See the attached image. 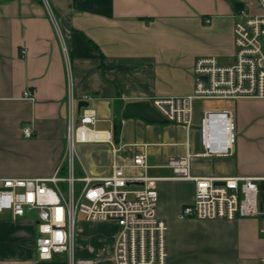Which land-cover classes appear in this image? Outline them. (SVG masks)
I'll return each mask as SVG.
<instances>
[{
  "label": "crops",
  "instance_id": "0c3cea01",
  "mask_svg": "<svg viewBox=\"0 0 264 264\" xmlns=\"http://www.w3.org/2000/svg\"><path fill=\"white\" fill-rule=\"evenodd\" d=\"M237 2L0 0V186L8 177L53 175L65 157L71 97L79 122L81 98L92 94L95 126L112 131L114 139L79 144L76 174L106 176L116 162L129 177H156L169 264H260V217L179 218L194 201L196 183L176 176L171 157L190 155L192 176L243 175L264 181V164L248 159L251 150L244 142L231 156L202 155L201 122L213 108L198 113L195 99L190 128L123 117L131 101L193 94L199 58L235 61ZM27 91L31 96L25 97ZM259 99H237L242 132L257 122L253 107ZM26 125L34 130L31 137L23 133ZM139 153L147 155L146 168L134 166ZM260 206L264 210L263 201ZM110 225L116 228L112 236ZM118 227L114 221L83 220L81 241L97 248L79 257L96 264L105 255L113 257ZM37 236L36 212L18 219L10 211L0 213V264H69L67 255L40 259Z\"/></svg>",
  "mask_w": 264,
  "mask_h": 264
},
{
  "label": "built area",
  "instance_id": "2783aa9c",
  "mask_svg": "<svg viewBox=\"0 0 264 264\" xmlns=\"http://www.w3.org/2000/svg\"><path fill=\"white\" fill-rule=\"evenodd\" d=\"M248 1L238 0L235 9V61L220 64L216 57H201L194 66L195 90L188 96L155 97L152 105L169 121L192 125L195 99H264V0L257 10ZM31 94L25 92V97ZM92 94L81 98L88 104L80 107L79 122L70 101V118L65 157L48 177H8L0 186V213L10 211L18 219L28 211L37 215L36 248L42 260L66 254L69 264H96L92 258L77 257L76 231L78 214L89 221H114L119 225L113 247V264H169L167 223L158 216L156 177H129L125 167L113 163L111 173L96 177L83 171L76 174L81 143L111 142L113 133L95 127L97 113ZM235 116L231 110L211 109L201 122L203 156H231L235 144ZM27 137L34 134L23 128ZM117 149H114L116 151ZM190 155L171 157L169 166L179 178L194 180L195 198L186 204L180 219L235 220L260 217L264 233V210L260 206L261 189L255 176H192ZM134 166L146 168L147 155L136 154ZM222 182V183H218ZM79 185V187H78ZM264 264V257L260 259Z\"/></svg>",
  "mask_w": 264,
  "mask_h": 264
},
{
  "label": "rangeland",
  "instance_id": "374dc122",
  "mask_svg": "<svg viewBox=\"0 0 264 264\" xmlns=\"http://www.w3.org/2000/svg\"><path fill=\"white\" fill-rule=\"evenodd\" d=\"M248 1L250 4L251 10H257L259 8V0H243ZM230 62H224L222 64H227ZM255 106L253 108L257 109L259 114H255L257 119V122L254 123L252 126L247 128L242 132L241 126L239 125V115L241 114V111L239 110L238 104L240 103L239 100H233V99H198L195 101L194 105L196 107V112L203 114L206 109H218V110H226L229 109L233 112L235 116V144H234V152L235 149H238V146L244 142L247 149L250 148L251 153L247 154L248 159L252 163H261L264 164V99H259ZM100 125V124H99ZM98 125V126H99ZM96 127V126H95ZM82 159V158H81ZM261 193H260V200L261 202H264V181H258ZM79 187V185H78ZM85 220L84 215L81 213L78 214V222H77V231H76V250L78 252L77 257L83 255L84 251L92 250L93 247L96 245H92L87 239L85 243H82L81 236H83V233L79 232V228ZM119 226V225H118ZM120 227H118L119 230ZM110 235L112 236L116 230L114 229L113 225H110L109 227ZM113 230V231H112ZM86 236V234H85ZM109 237L111 239L112 237ZM97 248V247H96ZM96 256V255H95ZM56 257H66V254H59ZM100 261H102V264H113L112 254L105 255V257H101Z\"/></svg>",
  "mask_w": 264,
  "mask_h": 264
},
{
  "label": "water",
  "instance_id": "95a60500",
  "mask_svg": "<svg viewBox=\"0 0 264 264\" xmlns=\"http://www.w3.org/2000/svg\"><path fill=\"white\" fill-rule=\"evenodd\" d=\"M86 101L79 103V108L86 106ZM123 117H140L151 123H167L169 120L158 112L152 103L148 100L128 102L123 111ZM222 183V182H218Z\"/></svg>",
  "mask_w": 264,
  "mask_h": 264
}]
</instances>
